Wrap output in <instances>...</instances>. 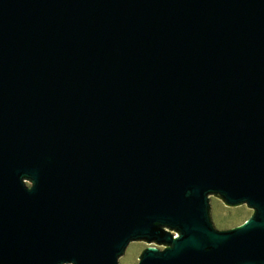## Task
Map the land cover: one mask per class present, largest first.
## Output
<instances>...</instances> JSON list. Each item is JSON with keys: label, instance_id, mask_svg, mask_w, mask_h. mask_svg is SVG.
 Masks as SVG:
<instances>
[{"label": "water", "instance_id": "95a60500", "mask_svg": "<svg viewBox=\"0 0 264 264\" xmlns=\"http://www.w3.org/2000/svg\"><path fill=\"white\" fill-rule=\"evenodd\" d=\"M213 194L254 212L217 229ZM131 241L264 264V0H0V264Z\"/></svg>", "mask_w": 264, "mask_h": 264}, {"label": "rangeland", "instance_id": "374dc122", "mask_svg": "<svg viewBox=\"0 0 264 264\" xmlns=\"http://www.w3.org/2000/svg\"><path fill=\"white\" fill-rule=\"evenodd\" d=\"M211 204V218L212 223L217 229H230L241 225L253 214V209L248 208L246 204L238 206H227L224 202L215 197L214 194L210 195ZM151 244L144 241H131L127 246L124 254L119 257L120 264H137L140 254ZM164 248V245H158Z\"/></svg>", "mask_w": 264, "mask_h": 264}]
</instances>
